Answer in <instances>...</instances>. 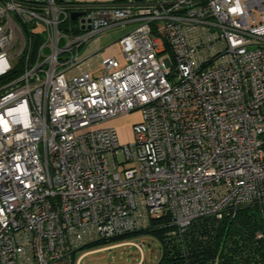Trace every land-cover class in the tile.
<instances>
[{
	"label": "built area",
	"instance_id": "built-area-1",
	"mask_svg": "<svg viewBox=\"0 0 264 264\" xmlns=\"http://www.w3.org/2000/svg\"><path fill=\"white\" fill-rule=\"evenodd\" d=\"M127 27L124 67L82 68ZM136 110L133 144L101 127ZM249 206L264 221V0H0V264Z\"/></svg>",
	"mask_w": 264,
	"mask_h": 264
},
{
	"label": "trees",
	"instance_id": "trees-1",
	"mask_svg": "<svg viewBox=\"0 0 264 264\" xmlns=\"http://www.w3.org/2000/svg\"><path fill=\"white\" fill-rule=\"evenodd\" d=\"M20 73L15 70L3 80L15 79ZM174 231L167 218H161L137 234L151 233L160 238L163 254L158 264H264V221L258 207H243L235 216L223 219H199L182 236H174ZM124 238L127 236L100 241L85 249H98Z\"/></svg>",
	"mask_w": 264,
	"mask_h": 264
},
{
	"label": "rangeland",
	"instance_id": "rangeland-1",
	"mask_svg": "<svg viewBox=\"0 0 264 264\" xmlns=\"http://www.w3.org/2000/svg\"><path fill=\"white\" fill-rule=\"evenodd\" d=\"M114 1L117 0H83L79 2L82 4H108ZM117 37L118 34H111L106 36L105 40L101 41L99 44H94L92 50L99 51V49H103L104 47H106L104 46L105 43H109L112 41L110 43V46L102 52L101 57L102 59L114 58L118 62H120L121 67H124L126 65V62L119 41L115 44H112L116 41ZM162 58L163 56H161V59ZM142 121V111L136 110L114 120L108 121L101 127L115 128L118 133L120 143L122 145H127L133 144L135 142L136 136L134 132V126L140 124ZM120 170H122V166H120ZM149 227L150 226H148V228ZM137 233L138 232H134L132 233V235H126L127 238L115 240L107 244H102L97 247V250L96 248H94L95 250L88 248L83 249L81 251H78L77 257L85 252L93 251L85 258V260L83 261L84 264H139L142 261L144 262V264H158L163 254L162 242L160 238L151 233ZM126 243L142 245L143 250L141 252L133 245H123ZM112 246L117 247L106 249Z\"/></svg>",
	"mask_w": 264,
	"mask_h": 264
},
{
	"label": "crops",
	"instance_id": "crops-1",
	"mask_svg": "<svg viewBox=\"0 0 264 264\" xmlns=\"http://www.w3.org/2000/svg\"><path fill=\"white\" fill-rule=\"evenodd\" d=\"M79 1L81 2L83 0H79ZM79 1L75 0L76 3L82 4ZM127 30H128V27L127 28H119V29H116V30L109 31V32L103 34L97 41H93V42L87 44L82 49V53H81L82 56L86 59V64H84L82 66V68L85 69L87 67V62H88V64H91L90 69L92 71V75L100 76L101 75V70H102V64H101V58L102 57H101V54H102L103 51H105L110 46V43L112 41L109 42V43H105L104 46H106V47H104L103 49H99V51H93L92 50V48L94 47V44H99L101 41L105 40V37L108 36V35L118 34V37H117L116 41L114 43H112V44H115L127 32ZM90 57L92 58V60H88V58H90Z\"/></svg>",
	"mask_w": 264,
	"mask_h": 264
},
{
	"label": "water",
	"instance_id": "water-1",
	"mask_svg": "<svg viewBox=\"0 0 264 264\" xmlns=\"http://www.w3.org/2000/svg\"><path fill=\"white\" fill-rule=\"evenodd\" d=\"M79 16L80 14H76V13L72 14V21H76Z\"/></svg>",
	"mask_w": 264,
	"mask_h": 264
}]
</instances>
